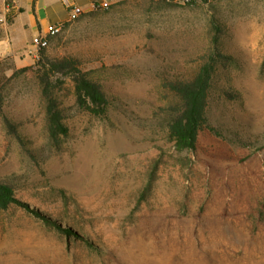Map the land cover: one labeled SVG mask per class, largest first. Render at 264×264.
<instances>
[{"label":"rangeland","instance_id":"1","mask_svg":"<svg viewBox=\"0 0 264 264\" xmlns=\"http://www.w3.org/2000/svg\"><path fill=\"white\" fill-rule=\"evenodd\" d=\"M22 12L0 0V181L22 204L0 210V264H264V0H117L65 24L38 60ZM216 53L229 59L211 84L215 132L179 150L162 84ZM41 56L76 60L110 100L92 116L54 77L57 143Z\"/></svg>","mask_w":264,"mask_h":264},{"label":"trees","instance_id":"2","mask_svg":"<svg viewBox=\"0 0 264 264\" xmlns=\"http://www.w3.org/2000/svg\"><path fill=\"white\" fill-rule=\"evenodd\" d=\"M228 59L220 53L210 54L203 59L204 62L190 77L163 82L164 90L172 98V103L167 107L166 130L169 139L177 149L194 150L202 131L215 132L207 118L211 84L216 63ZM39 65L37 78L44 102L46 132L50 140L57 143L68 136V128L63 122V111L56 96L59 89L58 83L62 82L58 78L53 80L58 75L70 77L73 83L75 103L80 109L95 117L106 115L110 100L100 85L90 80L86 73L81 71L76 60L71 58L49 59L41 56ZM1 104L0 95V109ZM3 123L8 132L17 137L16 125L7 118H3ZM263 148L264 144L259 149ZM12 204L22 205L15 197L13 187L0 181V210H6ZM62 230L68 235L72 234L70 229L63 228Z\"/></svg>","mask_w":264,"mask_h":264},{"label":"crops","instance_id":"3","mask_svg":"<svg viewBox=\"0 0 264 264\" xmlns=\"http://www.w3.org/2000/svg\"><path fill=\"white\" fill-rule=\"evenodd\" d=\"M23 12L19 20H24L22 31L27 37L43 33L49 25L66 23L68 12L63 0H18ZM80 15L93 11V5L99 2L113 3L117 0H70ZM78 16V17H79Z\"/></svg>","mask_w":264,"mask_h":264},{"label":"built area","instance_id":"4","mask_svg":"<svg viewBox=\"0 0 264 264\" xmlns=\"http://www.w3.org/2000/svg\"><path fill=\"white\" fill-rule=\"evenodd\" d=\"M175 2H185L189 3L191 0H173ZM63 3L68 12V20L66 23H60L55 25H49L43 33H39L32 37L29 43L28 55L33 58V60H38L41 50L46 49L51 38L58 35L64 28L65 24L76 20L79 16V11L76 6L70 0H63ZM108 3L99 2L93 5V10L106 9Z\"/></svg>","mask_w":264,"mask_h":264}]
</instances>
